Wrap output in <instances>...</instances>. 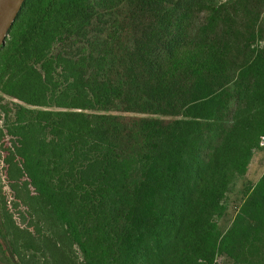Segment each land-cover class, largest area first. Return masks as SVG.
<instances>
[{
    "label": "trees",
    "instance_id": "obj_1",
    "mask_svg": "<svg viewBox=\"0 0 264 264\" xmlns=\"http://www.w3.org/2000/svg\"><path fill=\"white\" fill-rule=\"evenodd\" d=\"M0 96L37 264H264V0H26Z\"/></svg>",
    "mask_w": 264,
    "mask_h": 264
},
{
    "label": "flooded vegetation",
    "instance_id": "obj_2",
    "mask_svg": "<svg viewBox=\"0 0 264 264\" xmlns=\"http://www.w3.org/2000/svg\"><path fill=\"white\" fill-rule=\"evenodd\" d=\"M30 233L31 227L19 226L14 216L10 221L0 222V264H37L38 253Z\"/></svg>",
    "mask_w": 264,
    "mask_h": 264
},
{
    "label": "rangeland",
    "instance_id": "obj_3",
    "mask_svg": "<svg viewBox=\"0 0 264 264\" xmlns=\"http://www.w3.org/2000/svg\"><path fill=\"white\" fill-rule=\"evenodd\" d=\"M263 173H264V151H260V152H257V154L255 155L249 167V172L247 176L244 179L239 181L235 192L230 195L229 208H228L227 214L224 218L220 219V224L222 227L226 228L230 225L237 211V207L239 206L241 202L242 192L245 186L248 185V183H256ZM4 193H5L4 190H2V195H4L6 199H8V196L5 195ZM15 201L17 202L16 198H15ZM13 209H14L13 216L15 218L16 223L19 226L24 227L25 229H27V227H31V233L35 235L36 238H39L40 234L35 229L34 225L32 224L30 225L31 216L27 214L29 210L24 206L15 207V208L13 207ZM21 214H25V216L27 217L25 221L23 220ZM45 232L47 231L45 230ZM223 263H224L223 258L218 259L217 264H223Z\"/></svg>",
    "mask_w": 264,
    "mask_h": 264
},
{
    "label": "water",
    "instance_id": "obj_4",
    "mask_svg": "<svg viewBox=\"0 0 264 264\" xmlns=\"http://www.w3.org/2000/svg\"><path fill=\"white\" fill-rule=\"evenodd\" d=\"M26 0H0V50L5 46L9 32Z\"/></svg>",
    "mask_w": 264,
    "mask_h": 264
},
{
    "label": "built area",
    "instance_id": "obj_5",
    "mask_svg": "<svg viewBox=\"0 0 264 264\" xmlns=\"http://www.w3.org/2000/svg\"><path fill=\"white\" fill-rule=\"evenodd\" d=\"M1 125V122H0ZM2 145L4 147L10 146L9 143V137H6L1 143H0V153H1V157H0V183L3 187L4 190V194L8 196V199H6L7 201V205H8V209L9 211L13 214V207L15 208V192L11 187V182L9 180V176H8V165L5 162V158H6V153L4 152V148L2 149ZM261 146H264V137H262L261 139Z\"/></svg>",
    "mask_w": 264,
    "mask_h": 264
}]
</instances>
